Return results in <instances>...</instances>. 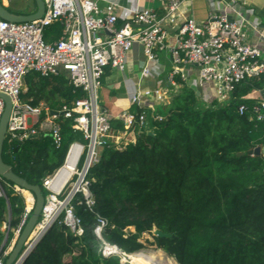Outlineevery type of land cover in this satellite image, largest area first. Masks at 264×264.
Wrapping results in <instances>:
<instances>
[{
	"label": "trees",
	"instance_id": "obj_1",
	"mask_svg": "<svg viewBox=\"0 0 264 264\" xmlns=\"http://www.w3.org/2000/svg\"><path fill=\"white\" fill-rule=\"evenodd\" d=\"M61 33V23L54 22L44 36L52 41ZM25 87L24 98L55 109L87 96L62 72L30 73ZM263 87L264 75L252 77L228 101L212 105L184 88L168 105L158 106L164 118L154 120L151 131L138 132L135 142L104 145L88 172L94 205L80 203L82 194L72 202L84 233L75 234L61 217L25 264H123L119 254H103L94 232L99 217L107 220L104 239L128 252L156 245L180 264H264V154L249 153L264 146V120L239 112L241 103L253 102L246 95ZM112 125L124 129L120 120ZM64 127L69 135L61 147L48 136L5 141L3 159L44 188L43 178L62 164L68 142L83 140L81 133L71 134L67 121ZM8 196L10 223L17 227L26 204L12 188ZM8 215L7 202L0 199V226ZM154 227L171 236L154 234L148 245L141 237ZM12 237L13 232L9 241Z\"/></svg>",
	"mask_w": 264,
	"mask_h": 264
},
{
	"label": "built area",
	"instance_id": "obj_2",
	"mask_svg": "<svg viewBox=\"0 0 264 264\" xmlns=\"http://www.w3.org/2000/svg\"><path fill=\"white\" fill-rule=\"evenodd\" d=\"M189 1L163 0L164 11L160 12L112 0H44L45 11L40 18L12 22L0 16V93L8 95L12 104L6 141L12 144L48 136L56 147H61L69 135L64 130L66 121L71 134L83 136V140L68 142L62 164L43 178L46 203L36 235L59 220L61 213L63 222L75 234L84 233L72 202L82 194L80 203L94 205L90 167L98 161L104 145L118 143L129 133L151 131L152 122L164 118L157 108L168 105L167 94L176 95L189 88L207 105L214 100L223 103L239 84L264 75V34L251 21L247 8L225 3L215 7L205 22L198 23L185 13L187 7L183 4ZM54 22L61 23L62 33L48 41L45 28ZM137 44L146 58L143 73L165 77L159 78L156 86L133 95L131 104L136 108L114 115L100 104L99 91L109 71L126 70L128 55ZM163 53L170 60L167 72L160 58ZM33 72L42 76L62 72L87 96L56 109L46 102L33 104L22 96L25 77ZM4 108L5 100L0 96V122ZM239 112H250L251 118L264 120V99L256 98L251 105L241 103ZM112 120H120L124 129H115ZM64 171L68 176L61 179ZM9 188L26 204L17 227L10 223ZM0 199L6 200L9 211L7 221L0 226L3 264L33 212L35 196L0 175ZM54 200L61 206L49 215L48 204ZM106 225L107 220L99 217L94 232L103 243V254L108 256L117 251L108 248L116 244L107 243L103 237ZM34 238L26 244L24 253Z\"/></svg>",
	"mask_w": 264,
	"mask_h": 264
},
{
	"label": "crops",
	"instance_id": "obj_3",
	"mask_svg": "<svg viewBox=\"0 0 264 264\" xmlns=\"http://www.w3.org/2000/svg\"><path fill=\"white\" fill-rule=\"evenodd\" d=\"M120 3L121 5L135 6L138 4L140 7H145L148 3L152 4L153 8L158 11H164L163 0H112ZM229 3L236 7H245L249 10L250 19L260 31L264 34V0H191L185 2L183 7H187L185 12L191 15L198 23L205 22L211 11L215 7L222 4ZM125 13V12H123ZM175 28L172 27L174 32ZM253 39L257 40V36L251 33ZM264 45V44H263ZM161 62L165 65V72L170 69V60L166 53L161 55ZM127 68L125 71H109L103 81V87L100 89L102 98L109 101L110 105L106 106L114 115H118L125 110L130 109L132 106L131 100L133 95L147 88H152L157 85L159 78L164 79V74L159 78L148 76L143 73V67L146 62L140 44L135 45V48L129 53L127 58ZM100 95V99H101ZM249 99L261 98L264 99V87L262 89H253L246 95ZM127 102V106H123V102Z\"/></svg>",
	"mask_w": 264,
	"mask_h": 264
},
{
	"label": "water",
	"instance_id": "obj_4",
	"mask_svg": "<svg viewBox=\"0 0 264 264\" xmlns=\"http://www.w3.org/2000/svg\"><path fill=\"white\" fill-rule=\"evenodd\" d=\"M35 3H36V10L34 12L15 13V12L10 11L5 6V4L0 0V16L12 22L31 21V20L40 18L45 11V2L44 0H35ZM0 96L4 98L5 100V108H4V111L1 117V122H0V175L4 179L32 192L35 196V205H34L33 212L30 218L28 219L26 225L24 226L21 234L19 235L15 243L13 250L10 252L4 264H25V260L27 256L38 245V243L42 240V238L45 236L47 231L52 228V226L55 224V221H53L50 224L47 230L40 232L38 235H33V233L36 231L38 222L42 216V210L46 203V197H45V194L43 193V188L41 185L30 183L26 178L16 173L12 165L7 163L3 159V150H4L5 141H6V133H7V128H8L9 116H10L11 109H12V104H11V99L8 95L0 93ZM249 153L252 155L264 154V146H257L253 149H250ZM153 232L155 235H159V236H171V233L163 232L156 227H154ZM32 238L34 239L31 243L30 249H28L24 253L26 244L30 240H32ZM113 246L115 247L114 248L115 252L117 251V252L123 253L124 255L127 253L123 249L118 248V246L116 245H113ZM108 248L110 247L108 246ZM121 262L124 264L125 263L124 259L121 260Z\"/></svg>",
	"mask_w": 264,
	"mask_h": 264
},
{
	"label": "rangeland",
	"instance_id": "obj_5",
	"mask_svg": "<svg viewBox=\"0 0 264 264\" xmlns=\"http://www.w3.org/2000/svg\"><path fill=\"white\" fill-rule=\"evenodd\" d=\"M4 4H5V6L10 10V11H12V12H15V13H29V12H31V11H34L35 10V8H36V4H35V1H26V0H13V1H9V0H1ZM147 7H150V6H152V4H150V3H148L147 5H146ZM26 88V87H25ZM150 88V87H149ZM100 92V91H99ZM101 94L99 93V96H100ZM175 96V94L174 95H171V94H167V97H166V99H167V103L169 104L171 101H172V99H173V97ZM100 104L101 105H107V106H109L110 105V103H109V101H107L106 99L104 100L103 98H102V95H101V99H100ZM209 104V103H208ZM122 105L123 106H127V102L125 101V102H123L122 103ZM130 109H128V110H132V109H134V108H136V107H134L133 105L132 106H130L129 107ZM138 132H140V131H136L135 133H129V134H126V135H124L123 136V138H122V140H124V141H132V142H135L136 141V136H137V133ZM121 140V141H122ZM50 151H51V148H50ZM43 191H45L46 193H47V191H46V189H44L43 188ZM44 192V193H45ZM63 215H64V213H61V215H60V217H62L63 218ZM130 229H132V230H134V228L132 227V228H130ZM153 231H154V229H153ZM154 232H152V233H149V232H145V233H143V235H142V237H141V239L145 242V243H147L148 244V239L150 240V241H154ZM149 245V244H148ZM143 249H156V245H149L148 247H145V248H143ZM125 251V250H124ZM127 253H128V251H126ZM166 252V251H165ZM117 254H119V255H121V259L123 260V256H124V254L123 253H120V252H116ZM167 253V252H166ZM168 254V253H167ZM169 255V254H168ZM171 257H174V256H171ZM174 259L178 262V260L176 259V257H174ZM132 264H134V263H132ZM178 264H180L179 262H178Z\"/></svg>",
	"mask_w": 264,
	"mask_h": 264
},
{
	"label": "bare ground",
	"instance_id": "obj_6",
	"mask_svg": "<svg viewBox=\"0 0 264 264\" xmlns=\"http://www.w3.org/2000/svg\"><path fill=\"white\" fill-rule=\"evenodd\" d=\"M68 176V172L64 171L61 179ZM60 203L57 200L52 201L48 204V214L50 215L52 211L60 207ZM37 234V230L33 235ZM114 249V246H110ZM169 254V253H168ZM163 249H141L134 252H128L123 256L125 262H130L134 264H178V262L168 255Z\"/></svg>",
	"mask_w": 264,
	"mask_h": 264
},
{
	"label": "clouds",
	"instance_id": "obj_7",
	"mask_svg": "<svg viewBox=\"0 0 264 264\" xmlns=\"http://www.w3.org/2000/svg\"><path fill=\"white\" fill-rule=\"evenodd\" d=\"M118 246V245H117ZM118 248H120V247H118ZM121 256V255H120ZM122 258V257H121ZM122 260V259H121ZM125 264V263H124Z\"/></svg>",
	"mask_w": 264,
	"mask_h": 264
}]
</instances>
